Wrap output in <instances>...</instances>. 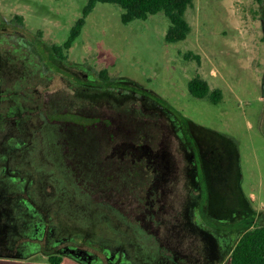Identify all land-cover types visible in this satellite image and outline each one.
I'll list each match as a JSON object with an SVG mask.
<instances>
[{
	"label": "rangeland",
	"instance_id": "1",
	"mask_svg": "<svg viewBox=\"0 0 264 264\" xmlns=\"http://www.w3.org/2000/svg\"><path fill=\"white\" fill-rule=\"evenodd\" d=\"M86 2L0 0V178L13 170L30 181L55 235L102 264L103 246L115 245L139 264H230L233 240L264 222V0H194L191 31L171 43L163 12L123 23L119 5L97 2L63 60L52 47ZM196 75L220 100L189 92ZM19 109L13 126L5 113ZM96 114L129 117L138 132L114 142L145 143L167 167L158 174L139 156L98 151L92 127L66 154L60 127L75 142ZM38 121L42 136L29 135Z\"/></svg>",
	"mask_w": 264,
	"mask_h": 264
},
{
	"label": "trees",
	"instance_id": "2",
	"mask_svg": "<svg viewBox=\"0 0 264 264\" xmlns=\"http://www.w3.org/2000/svg\"><path fill=\"white\" fill-rule=\"evenodd\" d=\"M194 0H87L81 15L75 19L69 34L62 45H53V51L61 59H66L65 50L69 49L79 36L85 24L86 16L97 2H108L122 8L121 21L128 23L133 19H146L150 14L163 12L168 18L164 40L177 42L186 38L191 25L186 18V10ZM188 55V54H187ZM198 57V55H196ZM106 69L100 71V77L106 78ZM189 92L196 97H207L217 102L221 98L218 88H211L205 79L196 75L187 83ZM229 140V139H228ZM230 141V140H229ZM29 181L20 177L18 171L11 170L10 175L0 178V258L26 260L34 256L46 257L50 264H61L65 257H70L82 264H102L98 253H93L69 240L72 237L55 235L53 224H48L43 212L35 204L29 188ZM244 206L249 202L245 200ZM253 213V211H252ZM13 232L14 239L7 243V234ZM46 240L45 242H43ZM7 243V244H6ZM5 247V251L1 249ZM107 256L109 247L102 248ZM127 254V249H122ZM110 264L114 260L107 258ZM126 264H135L124 260ZM230 264H264V222L243 229L233 240ZM123 264V263H122Z\"/></svg>",
	"mask_w": 264,
	"mask_h": 264
},
{
	"label": "flooded vegetation",
	"instance_id": "3",
	"mask_svg": "<svg viewBox=\"0 0 264 264\" xmlns=\"http://www.w3.org/2000/svg\"><path fill=\"white\" fill-rule=\"evenodd\" d=\"M88 75V74H85ZM91 78V77H89ZM20 111L16 110L12 113H5V115H7V117L9 118L11 123H14L16 126V122H20L21 117L24 116V110L23 109H19ZM34 110V107L33 109ZM68 109H66L65 107L60 109V112L63 111H67ZM29 113V112H28ZM50 115L54 114L51 113V111L49 112ZM75 111H73L71 109V114H74ZM77 114V113H76ZM14 115V117H13ZM48 114L45 113V120H44V124L46 123V121L49 119V117L47 116ZM17 116V117H15ZM27 119L25 120L28 121L30 120V117L25 116ZM34 117V116H33ZM85 117H91L92 121L89 122L88 124H86L84 130L86 131V133H82L78 139L75 142H71L72 141V137L74 138L76 136V134L69 130V128H65L64 126L60 127L61 132H58V134H56L57 136H60V141H61V146H63L66 149V154H68L69 150L72 149V151L78 152L79 150V144L82 147V145L84 144V139L87 141L88 139V135L90 134V128L92 127V130L96 131V139L95 137H93V141L96 143V146H99V150L101 151L102 147L104 146H111L113 151L114 149L117 150H122L125 153H128L131 156L134 157H140V161L141 159L144 158V160L146 161V165L151 166L155 169L156 173L159 174V171H163V168L167 167V165H165V163L162 161L161 159V155L159 152L150 151L149 146H147L145 143H140L137 144L135 141H130L128 140H121V143H115L114 141L116 140V136H125V137H130V136H134L136 135V133L138 132V130L136 132L133 133V122L130 121L131 119L129 117H127L126 115H118V116H113L111 117L108 116V118H105L103 116H100L99 114H96V116H85ZM4 120V119H3ZM8 119L5 118V122H7ZM36 122V120L34 121V123ZM28 126V123H25L24 126ZM133 125V126H132ZM43 124L41 125V122L38 121L37 122V126L34 124L33 128H30L31 131L29 129V135H41L43 134ZM138 129V128H137ZM141 130V129H140ZM34 132V133H33ZM31 133V134H30ZM79 133V132H78ZM77 133V135H78ZM49 138L52 136V132L48 133ZM48 138V139H49ZM90 139V138H89ZM52 140V139H51ZM90 141V140H89ZM105 142V143H104ZM114 142V143H112ZM78 144V145H76ZM19 144L18 143H14L12 146L17 147ZM87 145H91V144H87ZM94 145V143H93ZM65 152V151H64ZM128 154H125V157H127ZM121 158V157H120ZM150 163V164H148ZM160 168V170H159ZM156 174V175H158ZM159 177H162V175L160 174ZM30 183V181H29ZM122 249H126V247H122L121 245H115V246H110L109 247V253L111 254V256H107L105 251L102 249L103 253L105 254L106 259L109 257L111 259L114 260V263H118V264H126L125 262H122L124 260H130L135 264H139V262L133 261L130 257V253L127 252V254H123V250ZM128 251V250H127ZM101 258V257H100Z\"/></svg>",
	"mask_w": 264,
	"mask_h": 264
},
{
	"label": "crops",
	"instance_id": "4",
	"mask_svg": "<svg viewBox=\"0 0 264 264\" xmlns=\"http://www.w3.org/2000/svg\"><path fill=\"white\" fill-rule=\"evenodd\" d=\"M256 212L261 213V214L263 213L262 215H264V212H261V211H256ZM67 258L68 257H65L61 264H69L68 262H66V260H69ZM27 260H14V259H8V258H0V264H50L46 260H39V259L32 260V261H27Z\"/></svg>",
	"mask_w": 264,
	"mask_h": 264
}]
</instances>
